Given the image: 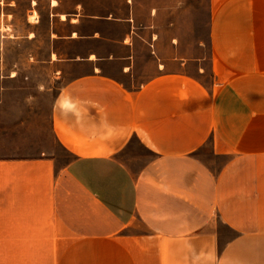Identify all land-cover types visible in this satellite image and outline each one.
I'll return each instance as SVG.
<instances>
[{
    "label": "crops",
    "instance_id": "obj_1",
    "mask_svg": "<svg viewBox=\"0 0 264 264\" xmlns=\"http://www.w3.org/2000/svg\"><path fill=\"white\" fill-rule=\"evenodd\" d=\"M44 1L51 126L72 158L0 157V243L18 253L1 264H264V0H209L188 48L160 4L30 11ZM134 137L155 154L137 172L121 156Z\"/></svg>",
    "mask_w": 264,
    "mask_h": 264
},
{
    "label": "rangeland",
    "instance_id": "obj_2",
    "mask_svg": "<svg viewBox=\"0 0 264 264\" xmlns=\"http://www.w3.org/2000/svg\"><path fill=\"white\" fill-rule=\"evenodd\" d=\"M142 1L160 4V31L179 36L183 48L204 39L209 0ZM35 8L37 12L32 13L29 0H20L12 6L0 4V157L46 155L54 157L61 166L72 158L56 141L51 126L52 107L61 79L48 63L53 48L48 3L44 1ZM38 15L41 23L34 27L31 21H36ZM54 27L67 29L59 21ZM29 31H34L36 38L30 39ZM64 44L58 42L55 46ZM212 149L208 143L201 156L212 159ZM121 156L137 172L155 154L134 137ZM0 246V264L6 257L18 255L12 249H3L1 243Z\"/></svg>",
    "mask_w": 264,
    "mask_h": 264
},
{
    "label": "built area",
    "instance_id": "obj_3",
    "mask_svg": "<svg viewBox=\"0 0 264 264\" xmlns=\"http://www.w3.org/2000/svg\"><path fill=\"white\" fill-rule=\"evenodd\" d=\"M39 20V18H37V20L36 21H38Z\"/></svg>",
    "mask_w": 264,
    "mask_h": 264
},
{
    "label": "bare ground",
    "instance_id": "obj_4",
    "mask_svg": "<svg viewBox=\"0 0 264 264\" xmlns=\"http://www.w3.org/2000/svg\"><path fill=\"white\" fill-rule=\"evenodd\" d=\"M54 4V3H53Z\"/></svg>",
    "mask_w": 264,
    "mask_h": 264
}]
</instances>
